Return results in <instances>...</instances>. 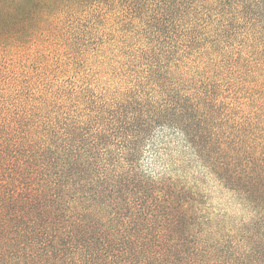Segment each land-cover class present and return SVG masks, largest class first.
Here are the masks:
<instances>
[{"label": "trees", "instance_id": "obj_1", "mask_svg": "<svg viewBox=\"0 0 264 264\" xmlns=\"http://www.w3.org/2000/svg\"><path fill=\"white\" fill-rule=\"evenodd\" d=\"M107 12L115 84L0 102V264H264V104L226 72L264 44V0H0V54Z\"/></svg>", "mask_w": 264, "mask_h": 264}, {"label": "rangeland", "instance_id": "obj_2", "mask_svg": "<svg viewBox=\"0 0 264 264\" xmlns=\"http://www.w3.org/2000/svg\"><path fill=\"white\" fill-rule=\"evenodd\" d=\"M114 14L116 12L92 13L68 28L71 34L79 33V41L65 34L66 44L40 40L27 48L0 54V102L6 106L18 102L27 108L32 98L48 94L45 90L58 85L67 90L88 88L96 93L115 84L119 77L115 70L119 67L116 62L122 52L121 43L130 36L128 23L115 18ZM263 47L264 44L242 50L235 67L226 71L235 87H242L244 98L252 107L264 104ZM207 184L210 210L214 214L239 218L240 208L229 194L216 191L213 182Z\"/></svg>", "mask_w": 264, "mask_h": 264}]
</instances>
